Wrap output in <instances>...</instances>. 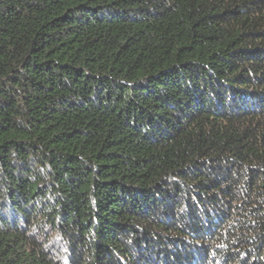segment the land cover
<instances>
[{
  "label": "trees",
  "instance_id": "obj_1",
  "mask_svg": "<svg viewBox=\"0 0 264 264\" xmlns=\"http://www.w3.org/2000/svg\"><path fill=\"white\" fill-rule=\"evenodd\" d=\"M0 264H264V0H0Z\"/></svg>",
  "mask_w": 264,
  "mask_h": 264
}]
</instances>
